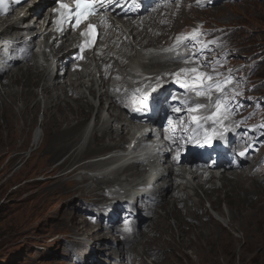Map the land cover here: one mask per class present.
Here are the masks:
<instances>
[{
	"label": "rangeland",
	"instance_id": "obj_1",
	"mask_svg": "<svg viewBox=\"0 0 264 264\" xmlns=\"http://www.w3.org/2000/svg\"><path fill=\"white\" fill-rule=\"evenodd\" d=\"M205 1L207 0H166V4L163 5L165 0H161L158 6L154 4L155 11L146 13L152 15L151 19L154 22L152 28L148 26L152 33L150 38L156 42H154V48L156 47L155 49L158 50L170 35L183 36V34L196 33V31L203 32L204 38L197 39V45H193L195 47L190 49V52L185 48L192 45L191 40L186 41L183 53L175 49L178 52L172 54H179L175 58L177 61H181L196 53L199 56V61L195 63L189 61L190 66L189 62L188 64L183 63L181 66L186 69H191L192 66L198 68L199 72L212 75L214 80H221L218 77L222 79L226 78L224 76L229 77L226 75L227 73L233 74L230 76L232 82L225 89L230 87L238 97L236 106L239 113L235 110L234 113L241 119L238 129H241V140L244 144L230 148V150H235V152L245 150L240 159L236 160L235 156L236 165L239 163L248 165L249 161H245L247 157L251 158L252 164L233 171V173L226 172L224 169L227 167L220 166L223 163L220 162L217 173L213 174L218 177L220 176L218 173L224 170L228 175L229 178L224 177L223 181L220 180L227 186L224 194L217 193L206 198L205 193L197 187H193V190H186V198L182 192H179L180 194L178 193L177 196L181 201H184V204L173 206L172 218L163 216L167 212L164 199L160 204L161 208L157 209L155 217L151 220L144 211L137 209L139 214L135 213L134 208L130 209V220L136 221V225L139 226V229H136V234L145 233L142 242L126 255L125 264L159 263L153 257L156 254L146 251L145 248L149 245L156 248L161 244L160 239L154 236V228L157 224L161 223L162 225L163 220H165V227L173 235L170 238L165 232H161V225L156 229V232H161L163 244L165 243L163 248L166 244L177 241L180 234L185 236L182 241L191 239L192 246H199L201 241L197 236L192 238L191 234H201L205 231L210 234V240L205 248L199 247L198 255L209 258L215 254L217 249H220L217 243L222 239V231L228 235L231 243L221 246L223 259L219 264H244L249 260L250 264H264V76L259 75V73H264V69L262 70L264 64L259 69L264 60V0H220L219 3H217L219 0H210L200 7ZM169 10L174 11L172 15L179 14V17L177 19L166 18L163 12L169 13ZM145 16L147 17V15L143 16L144 19H146ZM34 26L36 29L40 27L37 26V22ZM186 31L192 32L187 33ZM123 38H121L122 41ZM195 40H193L194 44H196ZM199 42L200 44H198ZM101 52L102 49H98V53L102 55ZM162 53L169 54L167 51ZM164 60L160 58L159 63H163ZM171 62L175 63L176 61ZM201 62L206 66L201 67ZM108 65L109 63H107ZM43 68L45 67L39 69L37 80L34 78L31 86V89L39 94L38 99L42 98L40 86L43 83ZM232 68L237 69L232 71ZM256 71H259L258 75H256ZM247 73L249 74L247 75ZM8 75L10 76L11 73ZM182 75H185L182 78L188 79V73ZM177 79V76H171L170 80L177 83ZM170 80L167 81V84L171 82ZM205 82L211 83L206 79ZM3 83L4 80L0 83V89ZM68 95L70 96L71 93ZM89 99L93 105V112L88 114L83 125L78 127L79 130H82L84 126L91 128L90 126L94 124L96 115H98L100 106L98 95ZM204 99L206 98L204 97ZM220 100H225L224 102L229 105L230 100L227 97L222 96ZM85 101L86 99H84ZM30 103L29 100L28 105ZM104 103L103 105L107 106V102ZM211 103L204 102L207 106ZM17 106L20 108L21 104L18 103ZM44 106L45 101L41 100L38 113L31 123H23L20 118H15L17 129L1 140L5 147L2 151L0 148V264H124L123 252H127L129 245H120L126 243L125 234L121 232L123 223L118 221L119 218L122 219L120 216L123 211L118 214L116 210L102 213V219L97 223L96 217H94V214L99 212V204L108 198V191L114 185V180L110 184L106 183L105 186H101L99 198L89 197V199L86 196L77 195L78 193L69 191L64 186L55 183L61 175H66L76 168L77 165L74 162H68L61 169L62 171L44 174L47 172L46 168L53 167L48 159L47 146L29 148L32 144L33 134L40 128V124L44 120ZM210 108L211 106L206 111L208 112ZM133 126L134 123L129 127ZM38 131L43 134L41 128ZM122 137L125 139L126 135L122 134ZM99 141L113 143L107 138H101ZM6 144L9 145L6 146ZM125 147H127V143H123L119 149ZM109 150L101 152L97 157H106L112 154V151ZM67 156L68 154L64 152L53 161V165L59 164ZM201 171L199 173L203 177L206 173L202 174ZM229 173L231 174L229 175ZM70 177L72 178H68V181L73 182L77 178L76 173ZM184 177L195 186L196 183H193L188 176ZM207 178L206 174L203 179ZM216 179L212 178L205 189L212 190L213 182L219 187L222 182ZM170 183V180L167 179L160 186L165 196L171 191ZM229 185L233 187L231 191L228 189ZM177 187L179 190L183 189V185L180 183ZM57 191L59 192L57 193ZM212 198L216 202L214 206L211 205ZM196 200H198L197 209H191L189 205ZM127 205L126 203L123 206ZM185 206H187V210L184 208ZM168 209L170 208L168 207ZM182 250L184 256L174 252L171 258L168 256L166 259L165 257L160 258L163 262L165 261L162 264H168V262L171 264H197V258L191 248L187 247ZM162 254L161 252L160 255Z\"/></svg>",
	"mask_w": 264,
	"mask_h": 264
},
{
	"label": "bare ground",
	"instance_id": "obj_2",
	"mask_svg": "<svg viewBox=\"0 0 264 264\" xmlns=\"http://www.w3.org/2000/svg\"><path fill=\"white\" fill-rule=\"evenodd\" d=\"M48 1L49 0H46L45 2ZM124 1L127 2L129 0ZM137 1L138 0H132L129 3L127 14L130 16L125 20H115L113 18L110 21L109 18L105 20L106 24L109 22L110 24L105 30L103 42H97L98 47L96 50L94 49L92 58L87 54L86 61H79L78 66L81 68L79 71H72V67L75 66V64L72 63L69 65L65 60L68 59L67 53H69V48L67 46H71V44L67 45L68 39L66 37L61 39V47H52L58 61L62 64L60 70L57 69L55 83L52 87L46 85V71H48V61H50L51 58L49 54L44 52V50H41L42 58L47 62V65L43 68L42 72L43 83L40 86V92L42 95L41 99H38L39 94L34 92V90L31 89V86L33 85V79L38 77L39 69L43 66V63L36 59V56L31 53V56L26 60L28 61L26 66H22V64L26 62L24 61L26 58H23L22 61L24 62H22L18 60V55H16L18 50L21 52L24 51L26 47H34V41L36 38H44L45 42L43 46H47L50 42L49 39L52 38V34H47L46 30L39 33L41 28L40 24L38 29L34 27L36 22L43 19V14L38 12L39 8L37 7V3H34L28 8V11L32 12L33 16H30V14L22 16L29 17V19L24 20L26 25H29L34 20V17L39 16L34 24L31 25L33 26V29H31V26L27 27V33L23 34L24 30L18 29V25L22 24L23 21L21 19H17L15 23L5 27H2L4 24L0 25V83L4 80L0 89L1 151L5 147L1 142L3 137L13 133L17 129L14 119L20 118L23 123H31L38 113L41 100L45 101L43 109L44 120L40 124L41 132L43 134L38 131L40 129L38 128L33 134L32 144L28 146L31 149L35 146H47L46 152L49 153L48 159L53 167L46 168L47 172H44V174H54L63 169L68 162H74L77 165L76 168L72 169V171L66 175H61L55 183L64 186L69 191L78 193L77 195L86 196L87 198H99L101 195L99 193L101 186L106 183L110 184V182L114 180V185L109 191L105 188V190L109 192L107 199L110 200L105 198L106 200L99 204V212L95 213L94 217H96L97 223L102 219V213H108L109 210H116V213L118 214L120 211H123L120 216L122 219L120 220L119 218L118 221L123 223L121 232L125 234L126 243H121L120 245H129L127 252H123L124 264L128 252L142 242L145 233L136 234V229H139V226L136 225V221H133L132 219L130 220V209L134 208L135 213H139L137 209L144 211L146 216L151 220L155 217V213L164 199L167 212L163 216L166 215L165 217L172 218L174 214L171 211L173 206L176 204H184V201H181V199L178 198L179 196H177L179 192H182L183 196L186 198V190H193V187H197L205 193L206 198H210L217 193L224 194L227 186L222 181L225 178H229L224 170H226V172H233L252 164L251 158L247 157L245 161H249L248 165L241 163L236 165V162L228 152H226V157L220 156L217 159L210 155H207L205 159L199 156L198 159L201 162V168L203 169L201 173L203 174L205 172L208 175L207 179H203L206 174L202 177L198 169L194 171L174 169L173 163L167 159H163L162 162L160 160L156 165H152L149 158H146L123 169H117L111 172L104 170V168L112 164L115 159H113L112 156L109 158L97 157L100 156L101 152L109 149L121 148L123 143H127L128 147L131 142L135 141V133L131 131L133 128L129 127L132 121L127 113L128 110L124 105L125 102H128L132 98L140 97L146 92V90L152 91L155 88H158V85L156 84L161 81H165L160 84L162 87L167 85V81L171 79V75H167V73H176L182 67L181 65L177 66L179 64L171 62L177 61V58L175 57L179 56V54L160 53L158 50L151 48V46L154 48L156 43L150 38L152 33H150L151 30L149 31L148 29V26L151 28L153 27L154 22L153 19H151L152 15L150 16L145 13L144 15H147V17L145 16L146 19H144V15L141 16L142 14L136 9ZM152 8L153 6L149 11L154 10V8ZM173 12V10H169V13L163 12V14L166 18L177 19L179 14L172 15ZM103 30L104 28L101 29V33ZM27 34L31 36L28 41L24 38ZM122 37H124L123 41L121 40ZM185 44L186 41L180 44V46H182L181 48L175 49L178 51H184ZM98 49H102V55L98 53ZM8 52L9 55L6 56ZM168 57L169 60L166 59ZM160 58L165 59L164 62L161 64L159 63V66L154 68L152 65L158 63ZM92 62L95 63L98 69V75L89 72ZM107 63H109L108 66ZM190 65L191 64H189V66ZM103 68L110 72L109 77L104 74L102 71ZM191 68H193V66ZM63 69L65 72L63 75L59 76L61 73H58V71L60 72ZM6 72L11 73V75L9 76ZM156 77H160V79L157 80ZM86 78H88V81H86ZM184 80L186 79L181 78L179 84ZM170 81L172 82V80ZM137 90L139 91L137 92ZM68 93H71V95L69 96ZM97 95L100 100V106L98 108V115H96L95 122L92 124L93 126L91 125V128L84 126L82 130H79L78 127L86 120L88 114L93 112V105H91V100L89 98L97 97ZM84 99H86L85 102ZM29 100L31 101L30 105H28ZM214 100L215 98L207 100L204 99V96H200L195 101L203 104L205 107L200 110H204L208 108L204 102L207 101L211 103ZM224 101L221 100L222 104H226L227 108L231 110L232 108H229L228 104ZM103 102H107V106L103 105ZM18 103L21 104L20 108L17 106ZM229 112L233 114V118L238 122L239 115H236L234 111ZM20 127H22V125H20ZM122 134L126 135L125 139H123L124 135L122 137ZM101 138L112 140L113 143H104L105 141L101 143L99 141ZM8 145L9 144H6V146ZM64 152L68 154V156L59 164L53 165V161L57 157H60ZM193 159L192 156L183 157L184 161H192ZM12 160L14 162V158ZM222 161L226 163L225 166L227 168L219 173L220 176L215 177L213 174L214 171H210V169L215 162L219 163ZM98 169H100V171H97ZM74 173H76L77 176V178H75L76 180L74 179L73 182L68 181V178H72L70 176ZM230 174L231 173H229V175ZM184 175L189 176L190 180L193 183H196L195 186L190 184ZM212 178H217L219 181L222 180L220 181L222 183L217 187L215 182H213L212 190L205 189L207 185H209L207 183H210ZM167 179L171 182V191L165 196L163 195L160 186L163 185ZM89 181L91 182L90 184L87 183ZM159 182L160 184H158ZM178 183L183 185L182 190L178 189ZM231 188L233 187L230 186L228 189L231 191ZM58 192L59 191H57V193ZM129 201H132L134 204H129ZM126 203L128 205L123 206L126 205ZM197 203L198 200L187 205H189L191 209H197ZM215 203V200L212 198L211 205L214 206ZM168 207L170 209H168ZM184 208L187 210V206ZM197 219L200 222L199 218ZM214 224L217 225L216 223ZM160 225L161 223L155 225L154 236L160 239L161 244L156 248H152L150 245L145 248L146 251L156 254L155 256L153 255V257L159 261L158 264L165 262L160 260V258L165 257L166 259V256L171 258L174 252H178L184 256L182 249L187 247L192 249V253L197 258V264H219L223 259V250L221 246L231 243L228 235L221 231L222 239L217 243V246H220V249H217L215 254L213 253L214 255L209 258L200 257L198 255L200 251L199 247L201 249L205 248L207 242L210 240V234L203 231L201 234H191L192 238L195 236L199 238L201 241L199 246H192L191 239L182 241L185 236L179 233L180 236H178L179 239L177 241L166 244L165 248H163L165 243L163 244L160 233L165 232L170 238L173 237V235L170 233L169 229L165 227V220H163L161 225V232H156V229ZM161 252L163 253L162 255H160ZM168 264L171 263L168 262Z\"/></svg>",
	"mask_w": 264,
	"mask_h": 264
},
{
	"label": "snow or ice",
	"instance_id": "obj_3",
	"mask_svg": "<svg viewBox=\"0 0 264 264\" xmlns=\"http://www.w3.org/2000/svg\"><path fill=\"white\" fill-rule=\"evenodd\" d=\"M21 3H27L28 0H20ZM118 2V0H115ZM74 4V8H70V6L62 0H58V11L60 12L61 20H66L69 22L70 25L78 26L81 24L86 16L91 15L94 11H96V7L94 4V0H72ZM94 25L89 23L87 25V30L82 32L81 35L83 36H90L93 33ZM185 39L191 40L190 37H186ZM203 51V49H201ZM189 61L197 62L199 61V56L196 53H193L191 57L184 60V63H188ZM201 67L206 66L205 63L201 62ZM215 71V69H213ZM188 73V79L181 82V86L185 88L187 91L192 92L195 96L200 97L207 95L211 99L212 89L215 88L217 93H223L224 89L227 85H229L231 81V77H226L223 80H214L212 75L207 73L199 72L198 68H181L176 73H167V75L177 76L179 77L182 74ZM218 75V74H217ZM157 80L160 77H156ZM207 81H211V83H206ZM139 90H137L138 92ZM155 91V89L153 90ZM143 101V106H146L150 103V95H144L140 98ZM216 112L210 113L207 116V120H211L213 123H216V117L219 116L222 109L229 110L226 104H222L220 97L218 96L216 101ZM142 106V107H143ZM205 106L200 103L190 104L188 110L192 112H199L200 109L204 108ZM141 110V109H136ZM175 111H179L180 109H174ZM229 111H234L231 109ZM193 120H197V117H193Z\"/></svg>",
	"mask_w": 264,
	"mask_h": 264
},
{
	"label": "clouds",
	"instance_id": "obj_4",
	"mask_svg": "<svg viewBox=\"0 0 264 264\" xmlns=\"http://www.w3.org/2000/svg\"><path fill=\"white\" fill-rule=\"evenodd\" d=\"M210 0H207V1H205L203 4H201L200 5V7H202L205 3H208ZM187 32V31H186ZM189 32H192V31H189ZM189 32H187V33H189ZM196 33H199V34H195V33H189V34H192V35H190V37H193V38H191V39H193V40H195V41H197V39L199 40L200 38L201 39H203L204 38V34H203V32L202 31H196ZM186 34V33H185ZM184 35V34H183ZM198 35H201V37H198L197 38V36ZM185 36V35H184ZM181 37H183V36H181ZM198 44H200V42L198 43ZM231 59H233V58H231ZM230 66V65H229ZM244 67V66H243ZM242 67V68H243ZM226 75H228L229 76V74H226ZM230 75H233V74H230ZM247 75H248V73H247ZM224 77H226V76H224ZM218 79H221V80H223L222 78H220V77H218ZM227 92H233V94H234V98H235V101H236V99H237V95H236V92L235 91H233L232 89H230V87H228V89H227ZM227 92H225V93H227ZM236 133V132H235ZM235 161V160H234ZM219 174V173H218Z\"/></svg>",
	"mask_w": 264,
	"mask_h": 264
},
{
	"label": "trees",
	"instance_id": "obj_5",
	"mask_svg": "<svg viewBox=\"0 0 264 264\" xmlns=\"http://www.w3.org/2000/svg\"><path fill=\"white\" fill-rule=\"evenodd\" d=\"M263 64H264V60H263V62L260 64V67H259V69H261V68H262ZM263 69H264V68H262V70H263ZM249 73H250V71H249ZM249 73H248V74H249ZM255 73H256V75H258L259 71H256ZM259 75H261V76H264V73H259ZM244 264H250V260H249V261H247V262H246V263H244Z\"/></svg>",
	"mask_w": 264,
	"mask_h": 264
},
{
	"label": "water",
	"instance_id": "obj_6",
	"mask_svg": "<svg viewBox=\"0 0 264 264\" xmlns=\"http://www.w3.org/2000/svg\"><path fill=\"white\" fill-rule=\"evenodd\" d=\"M219 2H220V0L217 3H219Z\"/></svg>",
	"mask_w": 264,
	"mask_h": 264
}]
</instances>
